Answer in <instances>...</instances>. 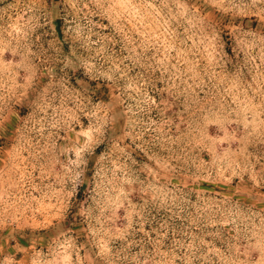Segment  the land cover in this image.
Instances as JSON below:
<instances>
[{
    "label": "rangeland",
    "instance_id": "obj_1",
    "mask_svg": "<svg viewBox=\"0 0 264 264\" xmlns=\"http://www.w3.org/2000/svg\"><path fill=\"white\" fill-rule=\"evenodd\" d=\"M0 264H264V0H0Z\"/></svg>",
    "mask_w": 264,
    "mask_h": 264
}]
</instances>
